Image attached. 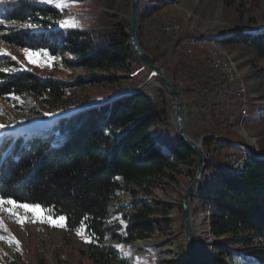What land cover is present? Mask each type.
Here are the masks:
<instances>
[{"label": "trees", "instance_id": "1", "mask_svg": "<svg viewBox=\"0 0 264 264\" xmlns=\"http://www.w3.org/2000/svg\"><path fill=\"white\" fill-rule=\"evenodd\" d=\"M6 1L4 20L20 29L2 35L3 43L17 50L45 52L54 66L61 60L88 77L75 84L38 78L22 70L16 60L1 55L0 99L31 97L56 107L64 103L71 86L113 84L118 73L128 75L139 65L128 46L127 23L114 13H69L23 0ZM97 1L122 11L130 0ZM226 42L250 48L264 59V30L235 34ZM144 49L148 50L145 45ZM148 52L159 65L153 49ZM142 78L138 74L134 80ZM259 118L264 125V98ZM166 121L167 96L155 89L150 94L124 93L99 105L66 112L49 122L43 134H4L0 140V200L38 205L52 218L64 217L67 231L88 238V258L93 264H127L114 247L104 246L106 239L117 244L149 239L157 227L163 230L168 225L164 218L168 206L162 205L157 218L151 207L133 205L120 216L121 224L108 229L109 208L116 195H150L163 181L175 183L179 168L195 165L193 153L179 141L173 142L171 156L158 145ZM214 141H203L206 151ZM229 147L226 143L214 148L217 157H207L206 171L220 184L213 200L202 196L198 202L202 209L211 205L213 236L238 247L241 254L215 246L213 264L232 263L235 257L241 264H264V158L250 153L239 171L231 173L222 162Z\"/></svg>", "mask_w": 264, "mask_h": 264}, {"label": "rangeland", "instance_id": "2", "mask_svg": "<svg viewBox=\"0 0 264 264\" xmlns=\"http://www.w3.org/2000/svg\"><path fill=\"white\" fill-rule=\"evenodd\" d=\"M23 1L60 8L69 13H114L119 21L127 23L128 28L129 7L122 11L117 8L110 10L106 3L97 0ZM140 1L137 41L143 50L146 51L144 45L148 50L153 49V53L159 58L160 69L179 91L184 101L183 125L187 135L196 141L202 136L214 138L213 148L207 151L204 148L207 157H217L215 149L226 146V143L231 144V147L227 148L228 153L224 150L222 156V162L228 170L233 157L238 158L241 152L247 157L251 153L264 158V125L259 118L264 98V59L259 58L250 48L226 42L235 34L264 30V0ZM6 2L0 0V56L11 57L22 70L29 71L38 78L48 77L75 84L78 80L88 77L83 70L67 66L61 60H57L58 66H54L45 52L28 50L26 53V49L17 50L3 43L2 35L20 29L4 20L3 10ZM57 3L67 6L56 7ZM165 27H170L171 31L168 32ZM180 32L181 34H178ZM190 36L188 43L184 42V38ZM200 38L221 40L219 51L216 52L211 47L202 49L189 45L191 39ZM148 50L146 52L150 54ZM224 54L229 55L238 72V80L244 84L247 111L241 108L242 103L237 98V82H230L227 78V70L223 64ZM138 67L133 68L128 75L118 73V80L113 84L71 86L64 103L56 107L31 97L11 96L0 99V125H3L0 128V140L4 134L11 133L26 137L31 133L43 134L50 126L49 122L66 112L99 105L114 96L131 91L150 94L155 89H160L153 80H148V72L143 68L138 70ZM138 74L143 75L142 81L134 80ZM146 82L147 84L140 88ZM213 83L216 84L214 88ZM171 107L167 96L166 128L162 133V141L158 142L162 151L170 156L175 141L170 122ZM244 112L246 117L242 120ZM194 168H179L175 183L163 181L150 195L117 194L111 204L106 223L108 229H113L115 224H121L120 216L128 213L133 205L144 204L151 207L156 211L157 218L161 216L158 211L162 210V205H167L164 218L168 220V225L163 226V230L157 227L149 238V241L156 243L154 246L133 248L131 243L117 244L109 238L104 246L114 247L119 253V258L124 259L127 264L184 261L179 201L194 175ZM206 173L212 177L211 184L216 188L219 180L213 174L207 171ZM215 191L206 186L196 189L190 202L192 222L193 217L203 216L205 223L210 227L211 221L209 223L207 214L203 213L207 208H201L198 198L203 196L211 199ZM16 205L18 204H9L7 201L0 203V264H93L88 258L89 240L84 234L69 232L65 225L57 226L61 223L59 217L52 218L41 208L33 212ZM62 223L64 224V220ZM200 227L205 226L200 224ZM211 237L210 242L204 238L199 242L193 236L195 248L206 249L204 253L196 250L197 264H213L215 246L226 247L233 253L241 254L238 247L227 244L226 240L217 239L213 234ZM165 244L173 246L174 250L163 249ZM166 256L171 257L167 259ZM225 264H241V261L235 257L232 263Z\"/></svg>", "mask_w": 264, "mask_h": 264}, {"label": "water", "instance_id": "3", "mask_svg": "<svg viewBox=\"0 0 264 264\" xmlns=\"http://www.w3.org/2000/svg\"><path fill=\"white\" fill-rule=\"evenodd\" d=\"M140 2H141L140 0L129 1V23H128V31H127L128 46L133 56L141 66V68H143L148 72V80H153L155 84L160 89H162L170 99L172 104L170 110V122H171V129L173 136L175 140L179 141L186 148H188L195 157L194 175L180 198L179 208H180V216H181V222L183 228L182 237H183V250L185 255V262L186 264H197L196 248L193 243L192 216L190 210V202L194 195L195 190L198 188L203 173L207 170V156L202 143L205 139L211 137L202 136L200 139L196 141L187 135L183 125L184 101L181 98L179 91L168 79V77L165 75L162 69H160V67L156 64V62L153 60L151 55L140 47L137 41L138 16H139L140 4H141ZM147 82L141 85L140 88L145 86ZM219 184L220 181H218L217 183V188ZM147 240L149 239L135 240L133 242L147 241Z\"/></svg>", "mask_w": 264, "mask_h": 264}, {"label": "bare ground", "instance_id": "4", "mask_svg": "<svg viewBox=\"0 0 264 264\" xmlns=\"http://www.w3.org/2000/svg\"><path fill=\"white\" fill-rule=\"evenodd\" d=\"M165 29H167L168 32L171 31V28L170 27H165ZM220 41L221 40L215 39V38H211V39H206V38L191 39L189 41V45L190 46H197V47L202 48V49L211 47V48H213L217 52V51H219L218 50V47L220 45ZM228 56L226 54L223 55V64L225 65V68L227 70V72H226L227 78H228V80L230 82H233V83L234 82H237V87H236V90H235L236 91V95H237V98L242 103V105H241L242 107L241 108L242 109L243 108L246 109L245 107H246L247 97H246V92H245L244 84H243L242 81L238 80L239 77H238V72L236 70V67H235V65L233 64V62L231 61V59ZM235 75H236L237 78L234 79ZM246 111H247V109H246ZM243 114L244 115H243L242 120L245 119V117H246V113L244 112ZM241 132H243V131H241ZM245 137H246V135H245ZM248 141H249V139H248ZM239 158H242V164L241 165L239 163ZM246 158H247V156H245V155H242V156H240L238 158L233 157V160L231 161V166H230V168H229L228 171L231 172V173L238 172L239 169H240V167L243 165V163H244V161H245ZM211 181H212V177L209 174H207L206 171H205L203 173V175H202V179H201L198 187L206 186L210 190H213V189L216 190L217 187L216 188H213V185L211 184ZM213 199H214V197L212 195L210 200H213ZM206 208H207V210L206 211H203V213H206L207 214V218H208V222H209V221H211V213H210L211 205H207V207H205L204 209H206ZM202 217H193L194 219H193V222H192V231H193L192 233H193V236H194L195 240L197 239L200 242L204 238V239H207L208 242H210L212 240V237H211V235H212L211 234V232H212V226L210 224V227H209V225L206 224L205 221H204L206 219H203ZM200 224H203L205 227L201 228L200 227ZM210 228H211V231H210ZM193 243H194V241H193ZM154 244H156V243H154V241H151V240L150 241L149 240L148 241H137V242L131 243V247L136 248V247H139V246H141V247L142 246H144V247L145 246H154ZM163 249H168L169 251H172V250H174V247L173 246H169L168 244H165L163 246ZM196 250L198 252H201V253L206 252V249H200V250L199 249H196ZM170 254L172 255V252H170ZM196 256H197V253H196ZM169 257H171V256H166L167 259Z\"/></svg>", "mask_w": 264, "mask_h": 264}, {"label": "snow or ice", "instance_id": "5", "mask_svg": "<svg viewBox=\"0 0 264 264\" xmlns=\"http://www.w3.org/2000/svg\"><path fill=\"white\" fill-rule=\"evenodd\" d=\"M55 6H56V7H61V8H62V7H66L67 4H60V3H57ZM27 51H28V50L26 49L25 52L27 53ZM2 127H3V125H0V128H2ZM3 202H4V201L0 200V203H3ZM7 203H9V204H13L14 202L11 201V200H9V201H7ZM16 207H18V208H23V209H25L26 211H33V212L39 210V206H38V205L30 206V205H27V204H21V205H16ZM9 211H12V209H9ZM45 219H47V218H45ZM64 219H65L64 217H59L58 220H59L61 223H58L57 226H59V227H64V224L62 223ZM17 222H21V223H22V221H19V220H17ZM77 234L79 235L80 233L78 232Z\"/></svg>", "mask_w": 264, "mask_h": 264}, {"label": "built area", "instance_id": "6", "mask_svg": "<svg viewBox=\"0 0 264 264\" xmlns=\"http://www.w3.org/2000/svg\"><path fill=\"white\" fill-rule=\"evenodd\" d=\"M239 163H240V165L242 164V158H239Z\"/></svg>", "mask_w": 264, "mask_h": 264}]
</instances>
